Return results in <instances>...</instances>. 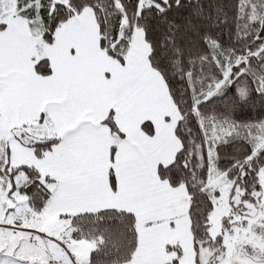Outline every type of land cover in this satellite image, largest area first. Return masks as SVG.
Returning <instances> with one entry per match:
<instances>
[{"label":"snow or ice","instance_id":"6c2138e0","mask_svg":"<svg viewBox=\"0 0 264 264\" xmlns=\"http://www.w3.org/2000/svg\"><path fill=\"white\" fill-rule=\"evenodd\" d=\"M0 264H264V0H0Z\"/></svg>","mask_w":264,"mask_h":264}]
</instances>
